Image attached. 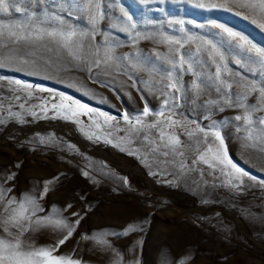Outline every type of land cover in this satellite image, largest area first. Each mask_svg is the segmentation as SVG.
Returning a JSON list of instances; mask_svg holds the SVG:
<instances>
[{"label":"rangeland","instance_id":"obj_1","mask_svg":"<svg viewBox=\"0 0 264 264\" xmlns=\"http://www.w3.org/2000/svg\"><path fill=\"white\" fill-rule=\"evenodd\" d=\"M201 2L209 0H93L102 15L94 29L87 14L77 13L75 3L70 9L68 0H39L32 6L33 11L58 14L72 27L89 32L85 44L99 49L100 59L105 48H111L113 57L109 65L101 63L89 72L66 49L45 41L52 50L41 48L37 55L50 63L38 73L30 74L28 67L14 70L19 65L0 68V182L15 173L3 187L11 188L8 195L19 200L24 194L39 199L44 183L52 181L48 194L39 199L45 211L38 215L67 217L70 223L77 219L72 211L83 217L56 255L81 264H179L186 257H191L186 264H264V125L259 123L264 102L259 92L246 101L252 105L248 111L253 123L235 119L246 114L245 108L235 106L236 94L243 91L237 84L261 86L264 67L250 63L211 24H224L261 48L264 29L237 15L238 9L201 8L197 6ZM124 12L136 24L134 30H124ZM22 15L10 10L3 22L14 23ZM165 36L179 40L183 48L163 42ZM206 41L224 53L227 71H222V78L232 84L231 89L215 79L216 65ZM181 54L199 78L177 68L175 75L188 91L176 93L177 99L170 103L177 105L174 119L187 128L165 131L180 137L185 155L164 157L153 152L155 145L150 143L159 139L158 129L136 132L123 116L127 114L134 125L137 117L147 124L163 120L161 111L169 114L160 82H168L172 66L167 58L178 60ZM240 58L242 65L235 64ZM137 62L142 70L132 66ZM10 80L33 85L31 95L14 91ZM194 80L201 84L199 96L190 91ZM258 104L259 110H254ZM146 106L149 115L143 117ZM105 117L113 119L105 122ZM213 131L220 132L223 149ZM189 132L195 135L190 138ZM209 146L212 151L206 152ZM197 149L206 152L208 164L192 163ZM218 151H226L232 163L247 173L242 184L226 174L233 171L230 166H211ZM181 159L186 164L183 170ZM130 225L140 230L122 235ZM62 235L42 228L23 239L47 247Z\"/></svg>","mask_w":264,"mask_h":264},{"label":"snow or ice","instance_id":"obj_2","mask_svg":"<svg viewBox=\"0 0 264 264\" xmlns=\"http://www.w3.org/2000/svg\"><path fill=\"white\" fill-rule=\"evenodd\" d=\"M69 8L71 9L72 3L76 5L77 13H86L88 16L89 23L95 28L98 20L102 18L99 12L100 5L95 3L93 0H68ZM141 3H146L147 0H140ZM39 0H0V68L9 67L13 65H19L14 70L24 71L25 67L31 68L30 74L38 73L43 66L48 65L50 62L45 60L42 56H38L37 52L41 48H45L48 51L52 49L48 47L45 41L52 44L59 45L60 48L66 49L68 56L74 61H79L88 66L89 72L93 67H100L101 63L109 65L112 61V50L111 48H105L103 59L99 58V49L92 50L90 42L86 45L85 41L89 39L90 33L84 30H78L72 27L68 21L63 19L58 14H51L47 11L40 13L39 11H33L32 6H37ZM23 5L17 6V5ZM198 7L201 8H221L227 11H233L238 9L237 15H242L245 19H250L252 23L258 24L261 29H264V0H209L208 3H198ZM22 13V17L14 23L5 24L3 22V16L10 13ZM123 11V9H122ZM69 15H72L71 10ZM124 16L127 20V26L125 31H131L136 28V24L132 23V17L124 12ZM176 23L183 24V21H177ZM54 25V26H53ZM211 27L218 29L220 34L225 35L230 43L239 49L241 53H244L247 60L250 63H258L264 67V48L258 47L252 41H250L244 35L232 30L231 28L220 23H212ZM183 31V29H181ZM136 38H140V34L136 33ZM149 39L150 37H143ZM163 42L169 44H179L180 48H183V44L179 40H175L173 37L165 36L162 38ZM192 38L189 37V40ZM208 45V54L212 60V63L216 65L215 79L219 81V84L226 85L227 88L231 89L233 86L227 83L222 78V71H227V64L224 63L225 56L220 49L213 44L211 41L205 42ZM88 48V52H85V48ZM171 51V49H170ZM179 52V49H176ZM199 51V49H198ZM159 55V54H157ZM89 57H95L89 59ZM168 63L171 64L172 68L166 75L167 83L160 82L161 95L166 97L163 101V107L169 110V114H165L164 111L159 113L160 117H164L161 121L145 124L141 117L136 118V123L133 125L129 116L125 114L123 119L132 125V129L136 132L144 129L156 128L159 131V139L151 140L150 143L154 144L152 148L153 152H159L162 156L168 157L169 155L184 157L185 145L182 143L179 136L174 135L172 132H166L165 128L175 129L177 126L187 128L186 124L181 121L174 119V109L177 106L175 101L177 99L176 93H185L186 90L181 83V77L175 75L177 68L181 71L191 72L194 76L199 78L198 73L194 72L192 63L185 58L184 54L179 56V59L172 57L167 58ZM235 64L242 65L243 58L235 59ZM185 64L187 68L185 69ZM138 70L143 69V65L139 62L132 65ZM3 77H0L2 80ZM9 83L15 85L14 91H27L28 95H31L33 85L26 84L20 80H10ZM238 87L243 89L242 92L237 93L238 101L235 106L245 108L246 114L236 116V120L244 119L247 124H252V116L248 109L252 108L251 104H246L248 97L255 92H259V99L264 102V84L257 86L255 83H238ZM43 91V89H40ZM219 91V88L217 89ZM191 93L193 96H199L201 91V84L196 80L192 82ZM20 99L19 96L16 97ZM72 103H75L74 101ZM232 106V105H230ZM23 107V105H21ZM80 108H85L88 113H92L93 109L87 108L84 105H78ZM259 104L254 110H259ZM99 115H104L99 113ZM149 115V108L146 106L143 110L142 116L147 117ZM112 117H105V122L112 120ZM259 123L264 125V118L259 119ZM136 125H140L137 128ZM197 131L204 132V129L197 126ZM189 137L195 135L194 132L188 133ZM209 133L205 132L204 141L207 143V137ZM211 135L219 141L220 149H223L224 141L221 138L219 131L211 132ZM251 138V137H249ZM145 140L149 137L145 135ZM211 146L206 149V152H211ZM198 156L192 160L193 164L200 161L205 164L209 163L206 158V152H199L197 149ZM216 164H212V167L217 165H223L233 170L232 172L226 173L230 177H234L235 180L243 183L242 177L246 176L247 173L243 172L228 158L226 151H218L214 157ZM181 170L186 168V164L183 159L179 163ZM224 169L222 168L221 171ZM88 175L87 173H84ZM15 177V173L8 175L5 181L0 182V264H81L78 259H72L65 255H56L61 245H64L75 232V227L80 224V220L83 219L80 213L72 211L71 216L77 217L74 223H70L67 217H57L53 215L40 216L39 213L44 212V208L39 203V199H43L49 192L48 185L52 181H46L44 183L43 192L40 198L30 194H24L22 199L17 200L15 196H9L12 190L11 188H4L3 183L7 180H12ZM233 187H238L237 184L232 183V179L228 181ZM72 204L67 205V209H72ZM42 228H50L54 231H60L63 233L62 238L55 242V244L47 247H37L33 243H29L24 240L23 237L28 232H36ZM138 226H129L121 234L128 235L131 232L139 231ZM115 234V233H113ZM89 237H84L88 239ZM98 243H106L103 240H98ZM191 257L182 258L179 264H186V261ZM136 264H139L137 261ZM175 264V262H173Z\"/></svg>","mask_w":264,"mask_h":264}]
</instances>
